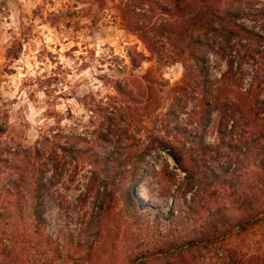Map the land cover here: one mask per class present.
Wrapping results in <instances>:
<instances>
[{"label":"clouds","instance_id":"1","mask_svg":"<svg viewBox=\"0 0 264 264\" xmlns=\"http://www.w3.org/2000/svg\"><path fill=\"white\" fill-rule=\"evenodd\" d=\"M213 2L0 0V264H264V0L230 37ZM97 153L187 225L134 226Z\"/></svg>","mask_w":264,"mask_h":264},{"label":"rangeland","instance_id":"2","mask_svg":"<svg viewBox=\"0 0 264 264\" xmlns=\"http://www.w3.org/2000/svg\"><path fill=\"white\" fill-rule=\"evenodd\" d=\"M216 1V0H214ZM215 4V2H214ZM103 139L107 140V137H103ZM150 153H146V155H149ZM99 157H118L116 153H107L105 155H100L99 153L96 154ZM147 163L144 161L142 163L143 170L139 173L138 177L135 179L134 189L132 196L135 198V202L139 208L140 213L142 214L143 221L139 223H135L134 220L130 217V219L133 222V225L136 226L138 229L144 230L145 232H152L153 228L156 229V232L153 233V235H160L161 237L164 236V232L160 231V229H166L169 236L175 235L177 232H179L183 227H185L188 223V221L183 218L182 216L177 215L176 211V202L173 200L171 201V205H169V200L166 198V195L164 193H161L159 196L156 194L155 190L151 188V185L146 180V176L149 173V168L147 167ZM131 181V178L127 179V184ZM127 187L122 186L120 190L121 198L123 201L124 206L127 204V200L125 199V194L128 192L126 191ZM129 193L126 194V197H128ZM226 207V206H225ZM167 208V212L172 210V208H175L174 216L170 220L160 217L159 213H167L165 209ZM222 209V208H220ZM217 210V213L219 210ZM216 213V214H217ZM216 214H214V218L206 221L203 225L197 228H193L192 231L197 233L200 236L206 237L213 233L214 229L212 226H216L218 229V226L225 223V220H220L219 218H216ZM129 216V215H128ZM216 218V219H215ZM62 220L58 217H52L48 220V226L51 227H58L61 224ZM145 222V223H144ZM159 225L157 227H151L154 225ZM213 224V225H211ZM148 227V228H147ZM174 246V245H172Z\"/></svg>","mask_w":264,"mask_h":264},{"label":"trees","instance_id":"3","mask_svg":"<svg viewBox=\"0 0 264 264\" xmlns=\"http://www.w3.org/2000/svg\"><path fill=\"white\" fill-rule=\"evenodd\" d=\"M214 2L210 5L208 12L206 13V16H207L206 23L208 27L210 28V30L217 31V29H215L213 26L216 23H219L222 29L228 34V37H230L231 35H235V33L232 31L229 25L234 24L235 17L236 15H238V13L232 12L230 8H223L221 6L222 0H216ZM0 131H3V129H0ZM145 156H146V153L138 155L136 165L133 167L131 171H128V170L122 169L121 167L122 161L120 160V158L118 157L115 158V157H110V156L102 158L96 155V159L104 167L105 171L109 173L113 181L117 184L118 188L121 189L122 186L127 187L126 191H128L127 193H129V195L128 197H126L127 193L125 194V199L127 200L125 209L129 217H131L135 223H139L143 221L142 219L143 216L139 211V208L135 202V198L132 196V193H133L134 184L136 181L135 179L138 177L139 173L143 170L142 163L144 161ZM222 168L224 169L225 175H228L229 173L235 174V171H237V170H234L232 164H228L227 166L222 165ZM128 178H131V181L127 184ZM214 179H219V175L214 173ZM224 182L226 183L227 181H224ZM174 209L175 208H172V210L168 211L167 213H159L158 215L160 217H164L170 220L171 218L175 217ZM226 211H227V207H223L222 209H220L219 212L216 214V218H219L220 220L224 219L226 222L227 221V217L225 215ZM45 224L48 225V220L45 221ZM157 226L159 225L156 224L151 227H157ZM212 227L214 229L213 231L214 233L217 230V227L215 225Z\"/></svg>","mask_w":264,"mask_h":264}]
</instances>
